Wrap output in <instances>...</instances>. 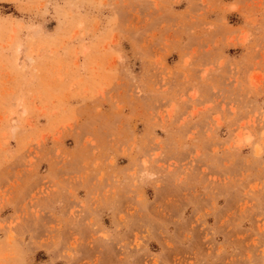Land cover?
Instances as JSON below:
<instances>
[{
	"label": "rangeland",
	"instance_id": "obj_1",
	"mask_svg": "<svg viewBox=\"0 0 264 264\" xmlns=\"http://www.w3.org/2000/svg\"><path fill=\"white\" fill-rule=\"evenodd\" d=\"M0 264H264V0H0Z\"/></svg>",
	"mask_w": 264,
	"mask_h": 264
}]
</instances>
